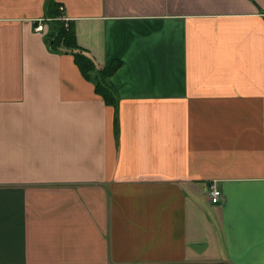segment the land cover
Here are the masks:
<instances>
[{
    "label": "crops",
    "instance_id": "obj_1",
    "mask_svg": "<svg viewBox=\"0 0 264 264\" xmlns=\"http://www.w3.org/2000/svg\"><path fill=\"white\" fill-rule=\"evenodd\" d=\"M0 264H264V0H0Z\"/></svg>",
    "mask_w": 264,
    "mask_h": 264
},
{
    "label": "trees",
    "instance_id": "obj_2",
    "mask_svg": "<svg viewBox=\"0 0 264 264\" xmlns=\"http://www.w3.org/2000/svg\"><path fill=\"white\" fill-rule=\"evenodd\" d=\"M53 4L56 9L55 14L59 16V11L56 7L55 2L50 1V6H52ZM50 13L51 12L49 10L48 14ZM54 25H55V29L50 37L51 46L54 48H57L58 46H64L67 49H71V50L72 48L76 47L74 41V33L71 26L65 25L61 21L60 22L56 21ZM67 49L65 50L67 51ZM71 53L74 56L73 58L75 64L78 66V68L83 73V75L88 77L91 72L94 73L96 92H98L103 96L105 102L113 104V106H115L117 102V98L114 93V90L106 82V78L109 77L117 69V67L119 66V62L113 61L111 63L106 64L100 69H96L93 61L85 54L79 51L76 52L71 51Z\"/></svg>",
    "mask_w": 264,
    "mask_h": 264
},
{
    "label": "built area",
    "instance_id": "obj_3",
    "mask_svg": "<svg viewBox=\"0 0 264 264\" xmlns=\"http://www.w3.org/2000/svg\"><path fill=\"white\" fill-rule=\"evenodd\" d=\"M42 29V25L41 24H38L36 27H35V30L36 31H40ZM208 195H209V200L213 203H216L218 202L220 199H221V191L215 187V186H211L209 188V192H208Z\"/></svg>",
    "mask_w": 264,
    "mask_h": 264
},
{
    "label": "water",
    "instance_id": "obj_4",
    "mask_svg": "<svg viewBox=\"0 0 264 264\" xmlns=\"http://www.w3.org/2000/svg\"><path fill=\"white\" fill-rule=\"evenodd\" d=\"M49 44L51 45V42Z\"/></svg>",
    "mask_w": 264,
    "mask_h": 264
},
{
    "label": "bare ground",
    "instance_id": "obj_5",
    "mask_svg": "<svg viewBox=\"0 0 264 264\" xmlns=\"http://www.w3.org/2000/svg\"><path fill=\"white\" fill-rule=\"evenodd\" d=\"M41 22V21H40ZM48 30V29H47ZM49 33V32H48Z\"/></svg>",
    "mask_w": 264,
    "mask_h": 264
}]
</instances>
